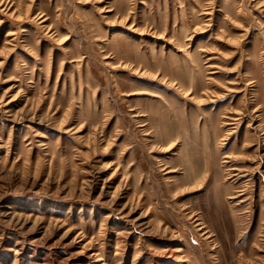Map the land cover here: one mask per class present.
<instances>
[{"label":"rangeland","instance_id":"rangeland-1","mask_svg":"<svg viewBox=\"0 0 264 264\" xmlns=\"http://www.w3.org/2000/svg\"><path fill=\"white\" fill-rule=\"evenodd\" d=\"M0 264H264V0H0Z\"/></svg>","mask_w":264,"mask_h":264}]
</instances>
